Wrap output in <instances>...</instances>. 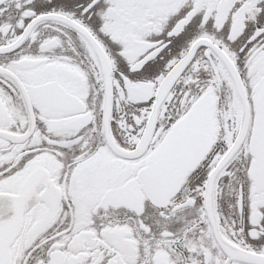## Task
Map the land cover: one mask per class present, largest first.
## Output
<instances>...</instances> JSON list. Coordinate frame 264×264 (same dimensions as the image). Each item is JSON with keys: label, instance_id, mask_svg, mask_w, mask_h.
Here are the masks:
<instances>
[{"label": "snow or ice", "instance_id": "obj_1", "mask_svg": "<svg viewBox=\"0 0 264 264\" xmlns=\"http://www.w3.org/2000/svg\"><path fill=\"white\" fill-rule=\"evenodd\" d=\"M0 264H264V0H0Z\"/></svg>", "mask_w": 264, "mask_h": 264}]
</instances>
